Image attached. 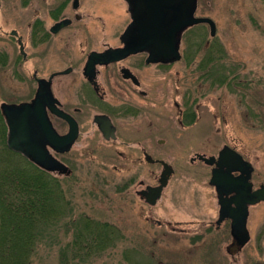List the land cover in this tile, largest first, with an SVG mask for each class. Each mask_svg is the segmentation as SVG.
Instances as JSON below:
<instances>
[{
    "label": "rangeland",
    "instance_id": "374dc122",
    "mask_svg": "<svg viewBox=\"0 0 264 264\" xmlns=\"http://www.w3.org/2000/svg\"><path fill=\"white\" fill-rule=\"evenodd\" d=\"M22 3L23 0H0V26L5 31L24 20L30 22L41 7L38 0H30L27 9ZM48 5L44 6L45 18L51 24L54 21L48 15L55 5L50 0ZM82 14L88 33L97 43L116 42L130 21L126 0H83ZM197 15L215 22L216 35L211 36L208 25H199L183 37L182 61L172 65L167 73L146 69L147 77H152L147 82L152 92L150 101L153 104L162 101L160 111L171 116L170 141L161 155L174 166L175 174L161 201L152 208L136 195L141 187L125 184L132 176L150 181L140 164L117 174L113 169L121 167V161L114 148L102 140H96L94 146L82 142L62 157L75 174L71 178L58 177L66 199L58 219L42 225L32 264H264V205L251 208L249 227L253 242L244 251L235 242L230 244L226 234H215L221 249L201 244L215 239L211 234L199 235V220H215L218 207L207 184L208 176L199 175L202 172L199 163H191L199 146L216 154L222 145L235 141L258 169L261 177L257 180H264V0H199ZM12 49L13 43L0 34V54L12 52L14 62L18 53ZM33 54L28 68H20L25 76L37 67V52ZM43 55L48 56L44 71L52 70L53 66L65 67L64 54L52 56L44 51ZM209 65L212 66L209 76L202 79L203 72H198V67ZM4 71L0 67V106L4 102L28 100L33 84L28 81L20 84L9 69L7 73ZM229 80L238 83L237 89L216 86L218 81ZM203 81L207 85L201 90ZM190 89L194 93L199 91L197 121L182 128L177 123L174 103L181 102L185 91ZM129 132L125 135L127 140L137 138ZM88 147L98 152L91 153ZM95 221L110 225V242L104 251L87 257L76 242L80 243L77 238L81 234L87 235L86 230L97 228ZM157 221L192 225L186 234L172 233L165 226L158 227ZM1 223L0 212V227ZM230 246L236 253L232 258L227 254ZM77 254L80 258H75Z\"/></svg>",
    "mask_w": 264,
    "mask_h": 264
},
{
    "label": "flooded vegetation",
    "instance_id": "af4514ba",
    "mask_svg": "<svg viewBox=\"0 0 264 264\" xmlns=\"http://www.w3.org/2000/svg\"><path fill=\"white\" fill-rule=\"evenodd\" d=\"M38 1L41 7L35 12V18L30 22L24 20L21 25L18 24V26L10 29V31H5L0 26V34L9 38L13 43L14 49L12 50L18 53L14 62L11 61L12 52L5 51L0 54V67L6 73L10 71L17 77L20 84H27L28 81L34 86L28 100L19 103L13 101V103L4 102L1 105L14 106V110L22 112L24 106L37 104V113L42 122L40 123L38 117L34 115L29 119V127L40 145L46 148L49 155L66 166L71 172L69 176L50 173L53 176L57 178L73 177L75 171L62 160V157L71 153L82 142L86 145L88 143L94 146L96 140H102L105 144L115 149L118 160L121 161V167L115 166L114 172L123 174V172L132 170L130 166L138 164L143 168V171H147L150 181L133 176L124 181L127 185L135 183L141 187L140 190L136 191V195L150 207H156L161 201L167 187L155 206H151L146 202L143 192L149 187L159 185L160 177L164 171V164L173 168L174 173L172 177L175 174V168L161 155V152L165 151L170 141L171 116L160 111L164 106L162 101L158 104H153L150 101L152 92L148 88L147 82L148 80H152V77H147L148 72L146 69H161V71L167 73L173 67L172 65L182 61L181 47L183 37L189 30L199 25L189 28L182 35L179 47L180 58L176 62H170L167 60L171 52L170 40L164 43L161 50L159 44L156 42L154 27L151 34L148 32V34L144 35L140 34L141 29L135 26V24L144 25L147 22H156L155 19L150 20L147 12L144 10L133 19L132 12L137 8V3L140 0H126L130 21L126 24L119 37L117 36V41L106 42L104 40L99 41V43L93 38V35L89 34L90 31L87 25L83 23V0H50V4L55 5L48 15L50 21H54L51 24L47 22V18H45L47 13L44 11V6H49V0ZM184 3L182 1L163 9V16L165 18L162 23L163 32L182 13ZM29 4L30 0H23L22 6L27 9ZM191 8L194 11V16L199 18L197 15L199 0H197L196 6H192ZM62 22L66 23V26L55 31V26ZM25 30L27 33L24 32ZM66 31L69 32L66 33ZM112 50H121V52L114 54L111 58L102 57V54L111 52ZM134 50L137 52H132ZM33 51L37 52V67L34 66V68L28 71L27 76H25V71L22 72L20 68H28V62L35 57ZM44 51L47 53L51 52L52 56L56 53L64 54L65 67L53 66L52 70L48 69L49 71H44V64L48 59V56L43 55ZM128 52L130 54L124 57ZM205 53L207 52L205 51ZM166 55L169 56L166 57ZM149 59L155 62L149 63ZM210 69H212L210 65L208 67H198V72L199 70L203 72L202 79L208 78ZM211 79L213 84H215L216 82L213 81V77ZM218 82L216 86H226L230 90L237 89L238 86V83L235 81ZM205 83L206 81H203L200 86L201 90L207 85ZM205 94L206 92H200V95ZM198 97L199 91L194 93L190 89V91H185L181 102L174 103V108L177 111V123L180 127L187 128L196 124V113L199 109ZM191 98H194V100ZM157 110L159 111L158 113H156ZM0 113L4 117L1 109ZM45 117L57 136L76 135V140L68 152H61L60 148L63 146H60L58 143L55 146L50 144L47 138L48 135L45 134L48 131L44 126ZM5 125L8 134L9 129L6 123ZM43 128H45V131ZM103 128L107 129L105 131L112 133L111 138L107 139L105 137ZM129 131L137 135V138L127 140L125 135L130 133ZM156 134L159 136H155ZM88 148V151L90 150L91 153L98 152L96 149ZM207 150V148L199 146V151L192 157L191 163H199L201 165L199 169L202 171L199 175L208 176L207 184L213 190L218 209L215 220H199V235L211 234L213 235L212 238L215 239V234H226L227 238L231 240L230 244H234L235 242L236 245L233 235V226L236 221V210L234 209L236 202L243 203L244 201L255 200L254 194L264 188V180H257V177H261L257 173L258 169L251 161L249 155L242 152L240 145H237L235 141L222 145L216 154L207 152ZM222 151H225L226 155L223 156V159H221ZM132 152L138 153V155L134 157ZM83 154L86 155L87 152ZM20 156L32 163L23 154ZM200 157L203 158L201 159ZM211 158L214 159L213 165H209L204 160ZM246 164H250V166ZM156 167L160 171L159 173H157L158 170H155ZM235 168L239 170L235 171ZM214 173L217 174V180L220 184L221 178L237 184L229 183L225 186L223 185L218 190L211 183ZM247 176L249 178L245 183L244 179ZM120 191H122V188ZM223 205L228 208V216H222L221 210ZM261 205H264V201L249 206V214L246 221V237H248V241L241 251H244L253 242V235L249 227L252 219L251 208ZM147 218L149 222H154L152 218ZM156 224L160 228L165 226L172 233L181 234L188 233L189 227L192 225L187 222L173 224L162 223L161 221H157ZM207 243L210 244L208 246L221 249L216 239L215 241L202 242L201 244L206 245ZM227 254L231 258L236 255L231 246L228 248Z\"/></svg>",
    "mask_w": 264,
    "mask_h": 264
},
{
    "label": "trees",
    "instance_id": "16d2710c",
    "mask_svg": "<svg viewBox=\"0 0 264 264\" xmlns=\"http://www.w3.org/2000/svg\"><path fill=\"white\" fill-rule=\"evenodd\" d=\"M6 141L7 127L0 113V264H32L39 231L58 219L64 189L59 178L10 151ZM94 225L96 229L86 230L87 235L81 234L80 243L76 242L87 257L104 251L110 242V225L97 221Z\"/></svg>",
    "mask_w": 264,
    "mask_h": 264
},
{
    "label": "water",
    "instance_id": "95a60500",
    "mask_svg": "<svg viewBox=\"0 0 264 264\" xmlns=\"http://www.w3.org/2000/svg\"><path fill=\"white\" fill-rule=\"evenodd\" d=\"M182 1L185 2L182 6V13L179 14L178 17L170 24L168 29L163 32L162 23L165 19L163 16V9ZM196 3L197 0H140L137 3V8L132 12V17L133 19H135L138 14L144 10L147 12L150 20H156V22L154 23L147 22L144 25L135 24V26L138 29H141L139 33L144 35L148 34V32L151 34L152 28L154 27L156 42L159 44L161 50L164 43H167L170 40L171 52L169 54L170 56L166 55V57L169 56L167 60H169L170 62H176L180 58L179 47L181 37L187 29L195 25L207 24L210 26L211 36L214 37L216 35L217 28L215 22L212 19L197 18L194 16V11L191 7L196 6ZM65 24L66 23L64 22L57 24L55 26V31H58L60 28L66 26ZM165 47H167V45H165ZM119 52H121V50H112L111 52L102 54V57L104 56L111 58V56H113L114 54H118ZM132 52L136 53L137 51L134 50ZM128 54H130V52L126 53L124 57ZM148 62L152 63L155 61L149 59ZM13 107L14 106H8L5 104L1 106L2 114L9 129V149L14 152L23 154L24 156L28 157L31 162L48 172L69 176L71 174L69 169L49 155L46 148L40 145L38 139L33 135L31 128L29 127V119L34 115L38 117L40 123L42 122L37 113V104L33 106H24L22 112L14 110ZM44 119V126L48 130L47 133L45 132V134L48 135L47 138L50 144L52 146H55L58 143L60 144V146H63L62 148H60L61 152H68L71 149L74 141L76 140V135H69L65 137L57 136L55 131L52 130V127L49 124L48 120H46V117ZM45 128H43L44 131ZM103 130L105 132V137L107 139L111 138L112 133H110V131H105L107 130L105 128H103ZM223 156H226L225 151H222L221 159H223ZM200 158L202 159L203 157ZM204 160H206L209 165H213V158ZM246 165L250 166V164ZM234 170L238 171L239 169L235 168ZM173 173V168L167 164H164V171L160 177L159 185L156 187H149L145 192H143L144 198L148 204H150L151 206H155L157 204L158 200L162 197L164 189L168 186L169 180ZM248 178L249 177L247 176L244 179L245 183ZM217 179L218 176L216 173H214L211 183L215 185L218 190L220 187L222 188L223 185L225 186L229 183L237 184L233 181L225 180L222 178L220 179V181L222 180L220 184ZM254 198L255 200L253 201H244L243 203L236 202V206L234 208L236 210V221L233 226V235L239 248H243L248 241V237H246V221L249 214V206L264 201V188L256 192L254 194ZM221 211L222 216H228L227 206L223 205Z\"/></svg>",
    "mask_w": 264,
    "mask_h": 264
}]
</instances>
